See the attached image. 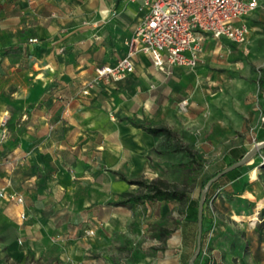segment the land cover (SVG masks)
<instances>
[{
  "label": "crops",
  "instance_id": "obj_1",
  "mask_svg": "<svg viewBox=\"0 0 264 264\" xmlns=\"http://www.w3.org/2000/svg\"><path fill=\"white\" fill-rule=\"evenodd\" d=\"M257 1L255 10L234 22L247 27L245 41L235 44L221 39L235 51L231 55L234 68L243 74L237 91L216 93L211 99L206 95L209 113L203 127L208 130L212 122V129L206 131L212 142L217 134L231 133L245 136L242 141H264V120L260 119L264 118V0ZM132 3L0 0V248L23 247L29 254L45 258L53 252L49 237L59 229V220L79 205L71 173L66 172L62 160L75 152L78 142L71 141L73 134L95 131L105 137L111 130L110 119L86 100L96 84L87 95H82L81 89L93 78L96 66L112 64L124 56L125 41L142 15L138 3ZM208 36L201 37L202 51L194 68L172 67L170 73H164L140 53L133 59V72L124 79L139 63L151 66L153 78H166L177 68L198 69L207 61ZM11 46L18 47V55L2 52ZM137 74L147 79L143 73ZM122 117L157 127L134 115ZM120 119L131 129L151 135ZM258 152L264 159V149ZM112 171L128 179L120 170ZM220 188L224 195L215 199L212 207L207 203L200 263L204 259L206 264H264V163L250 169L241 167ZM13 194L21 201L11 199ZM87 205L85 201L83 206ZM190 227L191 222L184 219L177 228L180 250L175 264L186 259L185 238ZM236 229L244 233L243 238ZM103 258L104 264H132L110 252Z\"/></svg>",
  "mask_w": 264,
  "mask_h": 264
},
{
  "label": "rangeland",
  "instance_id": "obj_2",
  "mask_svg": "<svg viewBox=\"0 0 264 264\" xmlns=\"http://www.w3.org/2000/svg\"><path fill=\"white\" fill-rule=\"evenodd\" d=\"M207 41V61L198 69L177 68L166 78H153L151 66L139 63L126 79L111 85L96 84L86 100L110 119L111 130L105 137L95 131H88L86 135L73 134L71 141L78 142L75 152L66 154L62 160L66 172L71 173L79 205L73 213L63 215L59 229L51 233L49 241L53 252L50 255L40 258L23 247H1L0 264H42L46 261L50 264H104L105 252L125 257L132 264H152L157 260L159 264H175V254L180 250L177 228L184 220L186 203L112 205L111 202L121 199L124 193L138 192L139 188L118 179L111 170H120L128 179H162L176 183L196 197L199 181L219 167L226 149L244 143L249 150L261 143L250 138L242 141L245 136L232 133L217 134V140L212 142L210 133L206 132L212 129V122L208 130L204 129L203 122L209 113L205 107L206 95L211 99L216 93L237 91L242 73L234 68L231 55L235 51L227 42L210 35ZM138 72L147 79L139 78ZM124 115H134L152 126L176 131L204 165L200 167L192 162L182 150H173L171 142L161 136L131 129L118 120ZM84 142L88 145L84 146ZM258 153L241 167L250 169L264 163ZM218 189L207 201L210 207L215 199L224 195L222 189ZM85 201L87 206H83ZM255 224L263 225V221ZM159 227L173 230L162 240ZM235 231L239 233L238 229ZM240 233L243 238L244 233ZM57 251L59 254L55 256ZM202 253L203 250L195 261H200Z\"/></svg>",
  "mask_w": 264,
  "mask_h": 264
},
{
  "label": "built area",
  "instance_id": "obj_3",
  "mask_svg": "<svg viewBox=\"0 0 264 264\" xmlns=\"http://www.w3.org/2000/svg\"><path fill=\"white\" fill-rule=\"evenodd\" d=\"M126 1L138 3V11L142 14L125 41L126 52L112 64L96 66L93 78L85 82L81 89L82 95H87L99 82L120 81L131 74L133 59L140 53L147 55L152 66L164 73H170L172 67L194 68L202 51V35L235 44L243 43L247 27L234 22L258 6L257 0ZM260 119L264 120L263 117ZM10 198L21 201L14 194Z\"/></svg>",
  "mask_w": 264,
  "mask_h": 264
},
{
  "label": "trees",
  "instance_id": "obj_4",
  "mask_svg": "<svg viewBox=\"0 0 264 264\" xmlns=\"http://www.w3.org/2000/svg\"><path fill=\"white\" fill-rule=\"evenodd\" d=\"M2 52L7 55L19 54V49L17 46H11L6 49H3ZM260 84L263 83L261 79ZM120 120L126 121L129 124L141 128L153 136H161L167 142H171L173 150L176 151H184L190 158L192 162H195L198 166L202 167L204 163L198 158L197 153L192 150L187 144L183 143L178 135L173 132L171 129L167 127H151L146 123H139L135 120L134 117H121ZM248 150L243 146H233L225 151L223 156L221 157V161H219V167L215 169L212 173L205 175L200 181L198 185V194L196 197L190 196V193L184 187H179L176 183H168L162 179H155L151 181H145L142 179H127L122 173L119 171H112L118 178L125 180L130 184H135L138 186V192L134 193H124L122 198L111 202L112 205L115 206H123V207H132L139 203L144 202H160V201H175V202H185V218L191 222V227L189 228V232L185 238L187 250L183 259V264H188V258L195 251V238L197 235L196 223H197V206L199 200V194L204 189L207 181L214 176L218 171L222 170L226 166L230 165L233 162L238 161ZM241 167L236 168L227 174L221 176L218 180L213 182L209 189L205 192V198L202 206V234H201V247L199 255L201 254L205 239L206 232L204 231V220H205V212L207 209V201L212 197L215 191L220 188L221 183L228 177H231L235 173L239 171ZM173 229H169L167 227H159L158 233L160 238L163 240L164 237L172 232ZM193 245V246H192ZM198 255V256H199ZM207 260L201 259L198 262L197 260L194 264H206Z\"/></svg>",
  "mask_w": 264,
  "mask_h": 264
},
{
  "label": "water",
  "instance_id": "obj_5",
  "mask_svg": "<svg viewBox=\"0 0 264 264\" xmlns=\"http://www.w3.org/2000/svg\"><path fill=\"white\" fill-rule=\"evenodd\" d=\"M264 148V141L258 145L250 148L238 161L231 163L222 170L218 171L214 176H212L206 183L204 189L199 194L198 206H197V235H196V244L195 251L190 256L188 264H194L196 257L199 255L201 247V234H202V206L205 198V192L209 189L211 184L218 180L221 176L227 174L228 172L239 168L245 164L256 152Z\"/></svg>",
  "mask_w": 264,
  "mask_h": 264
}]
</instances>
